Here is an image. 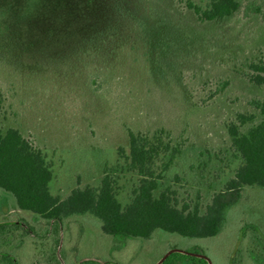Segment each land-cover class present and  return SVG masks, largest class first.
<instances>
[{
	"label": "rangeland",
	"instance_id": "obj_1",
	"mask_svg": "<svg viewBox=\"0 0 264 264\" xmlns=\"http://www.w3.org/2000/svg\"><path fill=\"white\" fill-rule=\"evenodd\" d=\"M238 1L233 13L198 21L179 0H0V132L16 127L43 152L53 195L109 173L124 205L138 181L131 130L157 145L156 193L169 187L179 204H204L241 162L232 127L245 132L264 118L249 104L264 99V85L245 75L264 56V0ZM21 219L43 225L0 190V264L7 254L16 264H155L175 247L211 264H264V187L244 186L209 237H114L84 213L63 223L53 249Z\"/></svg>",
	"mask_w": 264,
	"mask_h": 264
},
{
	"label": "trees",
	"instance_id": "obj_2",
	"mask_svg": "<svg viewBox=\"0 0 264 264\" xmlns=\"http://www.w3.org/2000/svg\"><path fill=\"white\" fill-rule=\"evenodd\" d=\"M190 9L198 21H210L227 16L239 7L238 0H179ZM257 11H260L258 8ZM264 16V12L261 11ZM247 79L264 85V56L247 64ZM4 99L0 88V105ZM249 104L264 115V99H251ZM242 117L244 122L251 116ZM232 146L241 162L221 189L211 193L204 204L179 201L176 192L158 188L154 164L157 145L142 135L129 131L127 162L138 175L130 200L122 205L114 192V179L103 174L98 186L86 184L72 188L67 195H53L49 189L52 169L43 152L18 128L8 127L0 132V190L9 193L17 209L27 210L42 221L36 228L25 219L24 227L38 237H50L53 249L60 241L63 223L72 215L90 213L100 221L102 232L114 237L149 238L156 229L186 237L214 236L221 230L226 213L242 197L244 186L264 187V118L239 132L231 130ZM10 226H17L12 223ZM11 226V227H12ZM6 225L0 224V233ZM26 231V230H25ZM188 250V249H187ZM188 251L199 252L192 248ZM9 264H16L13 256H4ZM47 260H50L47 259ZM208 264L201 256L172 251L159 264ZM77 264H108L94 257H86Z\"/></svg>",
	"mask_w": 264,
	"mask_h": 264
},
{
	"label": "water",
	"instance_id": "obj_3",
	"mask_svg": "<svg viewBox=\"0 0 264 264\" xmlns=\"http://www.w3.org/2000/svg\"><path fill=\"white\" fill-rule=\"evenodd\" d=\"M172 251H182V252H187V253H190V254H193V255H197V256H201V257H204L207 261H208V264H211L209 258L203 254V253H197V252H192V251H188V250H185V249H181V248H170L168 249L157 261L155 264H159L164 258L166 255H168L170 252Z\"/></svg>",
	"mask_w": 264,
	"mask_h": 264
}]
</instances>
